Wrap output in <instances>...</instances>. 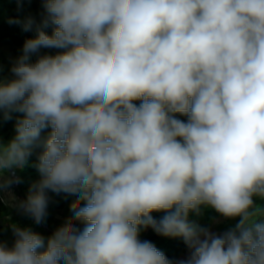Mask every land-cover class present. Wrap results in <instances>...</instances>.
<instances>
[{"label": "clouds", "instance_id": "clouds-1", "mask_svg": "<svg viewBox=\"0 0 264 264\" xmlns=\"http://www.w3.org/2000/svg\"><path fill=\"white\" fill-rule=\"evenodd\" d=\"M41 3L39 24L9 20L36 35L0 66V202L37 149L15 206L40 225L49 192L76 199L47 238L12 224L0 264H264V0ZM202 208L238 222L215 232L189 218ZM149 227L187 256L141 240Z\"/></svg>", "mask_w": 264, "mask_h": 264}, {"label": "trees", "instance_id": "trees-1", "mask_svg": "<svg viewBox=\"0 0 264 264\" xmlns=\"http://www.w3.org/2000/svg\"><path fill=\"white\" fill-rule=\"evenodd\" d=\"M44 9L41 0H22L20 4L16 0H0V66L3 68V76L10 77V68L15 60L21 54L23 43L26 39L33 38L36 35L35 26L32 31H23L21 25L10 24V19L24 20L26 17H33L36 24H39L43 18ZM48 34L52 32V26L44 29ZM5 47L6 49H3ZM56 50L42 49L41 52H48L55 54ZM35 56L32 57L35 60ZM178 115V114H177ZM180 119H186V117L178 116ZM15 117L12 120L3 121L0 124V138L4 143H7L15 134ZM47 130L42 133L46 135ZM41 149H37L33 155L29 158V163L22 170L16 169V176L19 177L20 183L18 184L19 192L23 198L26 199L30 187L40 180V174L33 166L37 162V156ZM50 202L48 206V216L46 222L42 226L35 224L32 219L20 212H12L4 202H0V239L11 246L13 242V235L11 231V225L17 224L21 227L34 228L35 232L43 235L45 238L50 236L54 230L60 226L68 217L72 215L70 210V204L76 199L74 196H66L65 194L55 195L49 192ZM259 205L264 203L259 199L256 200ZM153 217L159 220L164 213L154 212ZM219 219L217 213L209 208H202V215L197 216L195 213H190L189 218L195 220L203 226L213 227L214 223L212 218ZM237 221H227L223 228L227 230L230 226H233ZM140 239L151 241L159 250H161L170 260L181 259V257L187 254V248L182 238L163 237L156 234L150 227L147 229L141 228Z\"/></svg>", "mask_w": 264, "mask_h": 264}, {"label": "rangeland", "instance_id": "rangeland-1", "mask_svg": "<svg viewBox=\"0 0 264 264\" xmlns=\"http://www.w3.org/2000/svg\"><path fill=\"white\" fill-rule=\"evenodd\" d=\"M3 49H6L5 47H3ZM11 192L12 194L14 195L15 197V200L13 201H9V198H8V195L7 193L4 194V203L6 204V206L14 213L16 212H20L21 210L19 208H17L15 205L17 204V202H19L15 192H14V189H13V186L11 188ZM238 219V218H237ZM237 219H233V220H223L222 218H219L218 220H220V223L218 224H214L213 227H212V230L215 231V232H222L224 231L225 229L223 228V225L227 222V221H237ZM77 224H79V222H77ZM33 231H35L34 228H32ZM187 256V254L183 255L181 258H185Z\"/></svg>", "mask_w": 264, "mask_h": 264}, {"label": "water", "instance_id": "water-1", "mask_svg": "<svg viewBox=\"0 0 264 264\" xmlns=\"http://www.w3.org/2000/svg\"><path fill=\"white\" fill-rule=\"evenodd\" d=\"M13 189H14V192H15V194H16L18 200H19V201H22L23 198H22V196H21V194H20V192H19L18 184L13 185ZM40 226H42V224H40ZM77 226H78V227H82V225H80V224H77Z\"/></svg>", "mask_w": 264, "mask_h": 264}]
</instances>
